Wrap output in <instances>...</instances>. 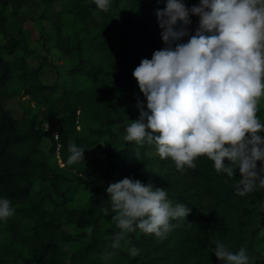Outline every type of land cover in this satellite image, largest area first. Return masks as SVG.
<instances>
[{
	"label": "trees",
	"instance_id": "trees-1",
	"mask_svg": "<svg viewBox=\"0 0 264 264\" xmlns=\"http://www.w3.org/2000/svg\"><path fill=\"white\" fill-rule=\"evenodd\" d=\"M32 1L0 0V198L9 199L15 209L13 216L0 220V235H4L0 264L17 260L21 264H223L212 252L216 241L233 253L244 248L250 264L264 261V187L257 184L240 196L239 169L229 178L215 171L213 161L199 157L194 169L177 170L171 158L149 154L148 144L124 140L127 126L140 116L138 102L147 111L133 71L142 59H151L154 51L165 47L156 13L166 7V0H111L107 12L93 0H38L43 9L37 18L51 27L43 35V47L51 40L62 54L74 58L68 68L70 80L63 84L57 79L42 81V69L55 67L46 54L38 56L35 66L28 61V54L35 51L28 44L20 9ZM56 1L61 3L59 8L54 6ZM185 1L189 8L199 4V0ZM63 11L82 23V34L63 33ZM198 25L199 17L191 16V34ZM84 49L89 53L84 54ZM14 71L18 88L9 86ZM76 74L86 75L90 83L76 86L72 79ZM24 95L35 106L28 105L16 117L6 102ZM257 114L264 116V100ZM43 120L56 124L57 138L43 129ZM80 122L81 129L77 128ZM45 136L50 145L42 149ZM70 141L85 149L84 161L67 163ZM55 151L62 165L49 162ZM124 178L166 190L174 205L184 203L191 212L184 220L172 221L177 226L164 238L138 229L128 233L129 247L139 249V254L132 257L122 241L116 255L106 260L105 250L112 251L109 246L120 231L106 189ZM82 190L89 193L87 201L70 205ZM103 216L112 222L100 228ZM83 222L92 226H69ZM67 244H76L69 263Z\"/></svg>",
	"mask_w": 264,
	"mask_h": 264
},
{
	"label": "clouds",
	"instance_id": "clouds-1",
	"mask_svg": "<svg viewBox=\"0 0 264 264\" xmlns=\"http://www.w3.org/2000/svg\"><path fill=\"white\" fill-rule=\"evenodd\" d=\"M93 2L103 12L111 6V0ZM156 15L165 47L133 71L147 111L138 102L140 116L127 126L124 140L154 145L159 157L171 158L177 170L194 169L199 157L213 161L215 171L229 178L239 169L240 196L257 184L264 187V122L257 114L264 100V0H199L191 8L185 0H166ZM193 15L199 25L191 34ZM68 151V164L84 161L85 149L74 141ZM106 191L120 230L109 246L112 251L105 250L106 260L116 255L122 241L132 257L139 254L136 247H127L128 233L138 229L164 238L177 226L172 221L191 212L184 203L174 205L166 190L131 178ZM14 212L11 201L0 198V220ZM212 252L223 264H250L244 248L233 253L216 241Z\"/></svg>",
	"mask_w": 264,
	"mask_h": 264
},
{
	"label": "rangeland",
	"instance_id": "rangeland-1",
	"mask_svg": "<svg viewBox=\"0 0 264 264\" xmlns=\"http://www.w3.org/2000/svg\"><path fill=\"white\" fill-rule=\"evenodd\" d=\"M54 6L56 8H59L61 6V3L56 1L54 3ZM42 9H43V5L38 0H33L30 3V5L23 6L20 9V13L25 17V20L22 23V27L25 30V35H26L28 44L35 51V53L28 54V61L30 65L35 66L39 62L38 56L40 54H46L48 59L51 60L55 64V67L46 66L45 68L42 69V73H41L42 81L53 82L55 79H57L60 84L67 83L70 80L68 77V68L71 65V63L74 61V58L72 60L68 56L62 54L61 51L53 45L51 40L46 41L45 43L46 49L43 47L42 45L43 35L47 34L50 31L51 27H50V24L46 20L37 18L39 12ZM9 16H10V19H12L11 14H9ZM61 18H62V23H63L62 25H63L64 34H69L72 36L75 32H79L81 34L83 33L82 31H80V28L83 26L82 23L79 22L73 16L71 12L63 11L61 13ZM0 40H1V37H0ZM119 44L121 43L119 41H116V45H119ZM17 53H20V52L17 51ZM83 53L87 54L89 53V50L84 49ZM90 54L96 57V55L93 52H91ZM16 74H17L16 71H14V76L11 79L10 84H9L10 88H16V87L18 88L19 86V79L17 78ZM72 79L74 80L75 85L78 87H85L90 83L89 78L84 74H76ZM28 105H31L32 107L35 106L33 101L27 95H24L21 97L14 96L11 99L7 100L6 102V106L11 109L12 113L16 117L22 116L23 110H25L28 107ZM260 119L264 120V116H262ZM52 124L56 126L54 122ZM82 126H83V123L80 122L77 125V128L81 129ZM101 144L102 143L100 142L98 146H101ZM49 145H50V140L48 137L41 139L40 147L42 149H47ZM147 152L151 155H154L156 153L155 146L148 145ZM48 160L51 164H59V165L63 164V161L61 160L58 152L56 151L49 155ZM88 196H89L88 191L82 190L75 196V198L71 202H69V204L73 206H77V207L81 206L87 201ZM111 222H112L111 218H109L108 216H103L99 221V227L105 228ZM69 226L72 228H76V229H82L86 227H91L92 225L90 222H83L77 225L70 224ZM3 236H4L3 234L0 235V237H3ZM125 244L126 242L122 244V247L127 250V248L125 247ZM75 246L76 244L74 245L67 244L65 246V260L68 263L70 262L68 255ZM127 247H129V245H127ZM12 264H21V261L17 260L13 262ZM257 264H264V261L260 260Z\"/></svg>",
	"mask_w": 264,
	"mask_h": 264
},
{
	"label": "built area",
	"instance_id": "built-area-1",
	"mask_svg": "<svg viewBox=\"0 0 264 264\" xmlns=\"http://www.w3.org/2000/svg\"><path fill=\"white\" fill-rule=\"evenodd\" d=\"M43 129L50 135H52L54 138L58 137V130L57 127L50 123L48 120H43L41 122Z\"/></svg>",
	"mask_w": 264,
	"mask_h": 264
},
{
	"label": "crops",
	"instance_id": "crops-1",
	"mask_svg": "<svg viewBox=\"0 0 264 264\" xmlns=\"http://www.w3.org/2000/svg\"><path fill=\"white\" fill-rule=\"evenodd\" d=\"M45 137H46V136H45ZM45 137H44V138H45Z\"/></svg>",
	"mask_w": 264,
	"mask_h": 264
}]
</instances>
